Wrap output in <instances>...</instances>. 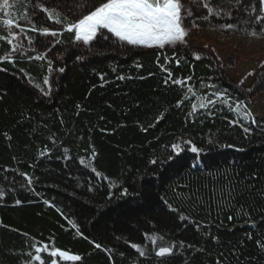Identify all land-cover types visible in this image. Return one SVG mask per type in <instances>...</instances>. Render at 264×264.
Wrapping results in <instances>:
<instances>
[{
  "label": "trees",
  "instance_id": "trees-1",
  "mask_svg": "<svg viewBox=\"0 0 264 264\" xmlns=\"http://www.w3.org/2000/svg\"><path fill=\"white\" fill-rule=\"evenodd\" d=\"M13 3L22 16L32 1ZM43 3L73 20L83 0ZM258 9V0L239 6L228 0L232 15L193 18L223 37L264 38L251 35ZM40 12L39 28L63 30ZM27 34L37 41L36 33ZM47 41L42 60L28 58L40 53L32 48L15 55V63L0 62V264H25L35 241L82 257L57 256V264H264V118L249 124L230 110L241 101L249 111L252 92L240 89L213 54L195 52L197 60L188 45L135 47L106 31L88 45L67 31ZM9 50L0 41V56ZM256 84H264V73ZM214 92L230 96L228 105L199 108L201 96L217 99ZM193 104L197 111L189 115ZM187 140L199 154L186 150L174 161L150 163L166 161L171 144ZM93 167L108 179L97 178ZM121 188L129 194L121 197ZM145 233H162L173 254L156 257L149 247L140 257L130 245L144 244Z\"/></svg>",
  "mask_w": 264,
  "mask_h": 264
},
{
  "label": "snow or ice",
  "instance_id": "snow-or-ice-1",
  "mask_svg": "<svg viewBox=\"0 0 264 264\" xmlns=\"http://www.w3.org/2000/svg\"><path fill=\"white\" fill-rule=\"evenodd\" d=\"M228 0H83L80 5V10L84 11L88 8H93V10L88 11L87 14L83 15L79 19L68 20L66 16L56 8H48L44 3H36L32 0L31 6L26 7L24 14L17 15V18L13 17L12 9L14 7L13 0H0V14H2L3 19H0V26L7 29L6 36H0V40H6L10 46L9 52L0 56V62L15 63L14 56L19 54L21 58L24 56V43L22 41L27 40L29 45L35 43L32 37L28 36V32L37 33L44 37H57L62 35V31H67L69 33H74V40L77 42H82L84 45H88L90 42L98 39V34L103 35V30H107L111 33L113 37L117 38L119 41L127 42L131 46H142L146 48L158 47L160 49L168 46H179L186 43V36L188 35L187 21L191 20L193 16L196 19H202L207 21L209 17H218L221 15H232V12L225 11V5ZM244 3V0H236L237 6ZM259 13L250 22L257 25V29L254 30L251 35L264 36V0H258ZM215 5V7L210 6ZM39 8L43 13L47 14V20H53L54 24L63 23L64 27L62 31L52 30L50 27L38 28L37 24L40 23L36 20L37 12L36 9ZM206 11L203 16L197 15V11ZM254 11L256 9H253ZM247 15H251L247 9L244 10ZM63 17V19H62ZM46 22V21H45ZM195 23V21H193ZM25 25H31L30 27H25ZM222 27L226 29H233L236 27L234 23H225ZM16 29L19 31L17 32ZM107 38V37H105ZM193 56L199 60L200 56L198 53H193ZM29 59L42 60L45 58V53L41 52L34 57H28ZM177 64L180 60L177 59ZM264 65V62H261ZM139 67V65H137ZM52 62L49 61V68L51 69ZM166 70V69H165ZM23 71V70H21ZM60 72L64 69L60 68ZM252 73H249L251 75ZM172 77V73H168V78L165 79V84L169 83V79ZM123 79V77H120ZM191 77L185 78V80H190ZM173 84L180 85L185 83V81L172 79ZM240 83H243L241 81ZM43 84L51 87L50 79L48 76L43 78ZM39 87V85H37ZM201 87H205L203 82H201ZM207 87H213V85H208ZM41 91L44 95H48L43 88ZM251 91V89H249ZM188 93H193L194 89L189 87L187 89ZM211 95L217 97L216 100L209 99L208 95H203L200 97L202 101L199 104V108H207L209 105L215 104L218 101L228 105L231 97L225 98V93L214 92ZM188 97L185 96V99ZM181 101H177V107H179ZM236 106L230 110L237 113L241 120L249 124H257L258 121L253 116L250 111H244L246 106L241 101L235 102ZM197 111V106L192 105V110L189 115H192ZM230 123L239 124L242 131L247 135L250 134L252 129L245 126V123H241L239 120H233ZM188 145H191L190 149ZM227 147H234L232 144L226 145ZM172 154L168 155L166 161H158L153 159L150 161L151 164L155 165L157 163H167L174 161L183 151L190 150L193 153L199 154L201 149H199L191 140L178 141L171 144ZM67 151V149H65ZM43 155V153H41ZM81 164L83 160L80 161ZM7 171V170H6ZM91 171L95 174L97 178L108 179L104 177L101 172L96 168H92ZM27 184L30 186L33 181L32 178L27 173L21 174ZM23 187V185H21ZM111 186V183H110ZM129 194L128 188H121L120 196L124 197ZM5 195L3 188H0V197ZM112 193H109L111 197ZM17 205L21 204L22 201L17 199L15 201ZM48 203V201H45ZM228 219H233L229 216ZM71 223V222H70ZM73 227L75 225L73 224ZM28 236V234H24ZM144 244L131 243V248L136 250L140 257H145L149 254V247L154 252L156 257H166L173 254L174 245H172L167 238L161 233L159 235L144 234ZM39 241H35L30 245V251L26 253L29 257L25 264H32V262H38V264H57V256L63 261H80L82 257L78 254H70L68 251L61 250L58 247H54L49 251V246L44 244L42 247L38 246ZM184 242H180V246H183ZM95 247L97 249L101 248V245L96 243ZM34 252V254H33ZM42 256L44 257L42 259Z\"/></svg>",
  "mask_w": 264,
  "mask_h": 264
},
{
  "label": "rangeland",
  "instance_id": "rangeland-1",
  "mask_svg": "<svg viewBox=\"0 0 264 264\" xmlns=\"http://www.w3.org/2000/svg\"><path fill=\"white\" fill-rule=\"evenodd\" d=\"M32 1V0H31ZM36 3H43L44 0H35ZM93 10V9H91ZM13 12V9H12ZM37 16L36 20L39 21L40 9H36ZM87 14V11H78L75 19L81 18L83 15ZM2 14H0V19H3ZM17 18V15L13 12V17ZM73 19V20H75ZM189 21L188 35L186 36V43L182 45H188L194 52H208L215 56L218 63L225 68V72L228 77L243 91L252 92L250 96V109L249 111L253 114L255 118H264V84L256 89L258 75L264 73V38H242L239 36L230 35L228 37H223L221 35L215 34L207 30L206 28H200L196 20L192 18ZM195 21V23H193ZM40 22V21H39ZM42 21L41 25H45ZM31 25H25V27H30ZM40 25H37L39 28ZM53 30V29H52ZM18 32L19 30L16 29ZM106 31L107 30H103ZM37 34V33H36ZM7 29L0 26V36H6ZM28 35V34H27ZM46 38L37 34V41L34 44L29 45L27 40L22 41L24 43L25 49H34L37 52H44L50 47L49 41L46 42ZM45 43L44 48L39 49L37 45L40 42ZM6 41V40H0ZM123 42V41H122ZM43 43V44H44ZM83 44L82 42H79ZM127 44V42H124ZM84 45V44H83ZM131 46V45H130ZM142 47V46H135ZM38 48V49H36ZM144 48V47H143ZM17 55V54H16ZM249 73H252L249 75ZM243 81V83H240ZM251 89V91H249Z\"/></svg>",
  "mask_w": 264,
  "mask_h": 264
}]
</instances>
